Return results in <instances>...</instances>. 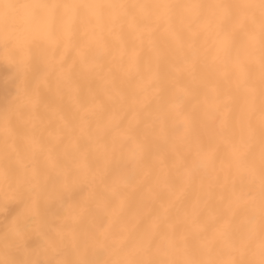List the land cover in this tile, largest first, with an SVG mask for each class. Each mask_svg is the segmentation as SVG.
<instances>
[{
    "label": "snow or ice",
    "instance_id": "6c2138e0",
    "mask_svg": "<svg viewBox=\"0 0 264 264\" xmlns=\"http://www.w3.org/2000/svg\"><path fill=\"white\" fill-rule=\"evenodd\" d=\"M0 64V264H264V0H0Z\"/></svg>",
    "mask_w": 264,
    "mask_h": 264
},
{
    "label": "bare ground",
    "instance_id": "6f19581e",
    "mask_svg": "<svg viewBox=\"0 0 264 264\" xmlns=\"http://www.w3.org/2000/svg\"><path fill=\"white\" fill-rule=\"evenodd\" d=\"M10 72L11 69L8 65L0 64V102L7 100L15 90L14 81L7 79Z\"/></svg>",
    "mask_w": 264,
    "mask_h": 264
}]
</instances>
